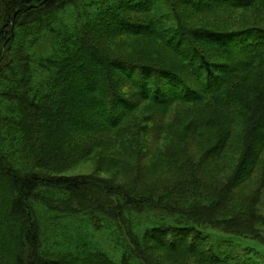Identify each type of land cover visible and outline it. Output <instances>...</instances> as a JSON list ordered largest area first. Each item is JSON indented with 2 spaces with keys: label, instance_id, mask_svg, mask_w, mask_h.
<instances>
[{
  "label": "trees",
  "instance_id": "16d2710c",
  "mask_svg": "<svg viewBox=\"0 0 264 264\" xmlns=\"http://www.w3.org/2000/svg\"><path fill=\"white\" fill-rule=\"evenodd\" d=\"M263 188L264 0H0V264H256Z\"/></svg>",
  "mask_w": 264,
  "mask_h": 264
},
{
  "label": "rangeland",
  "instance_id": "374dc122",
  "mask_svg": "<svg viewBox=\"0 0 264 264\" xmlns=\"http://www.w3.org/2000/svg\"><path fill=\"white\" fill-rule=\"evenodd\" d=\"M168 118H171V116H169ZM99 158H102L101 154L97 153L95 151L89 157L85 158V160L69 166L68 167L69 169L63 171L61 174H65V175H89V174H93L94 171L96 170V167L98 166L97 161ZM131 162H132V160H131ZM129 166H130V162H128V160H126V161L123 160L117 166L115 165L113 167V171L112 170H110L108 172L99 171L97 176L109 177L110 175H112V173L114 174L115 172H118L120 175V179L122 180V179H124V176L121 173H125L126 168H128ZM259 209H260V212L264 215V188H263L262 194L260 196ZM262 230L264 231V226L262 227ZM263 235H264V232H263ZM254 247H256V250H257V252H256L257 256L254 257V261H256V264H264V247H261L258 245H255ZM231 254H236V256H240V254L238 255L237 253H234V252H232ZM242 254L243 253H241V255ZM238 259H240V258H238ZM228 264H244V263L242 261L237 260V261H232L231 263H228ZM245 264H248V262Z\"/></svg>",
  "mask_w": 264,
  "mask_h": 264
},
{
  "label": "bare ground",
  "instance_id": "6f19581e",
  "mask_svg": "<svg viewBox=\"0 0 264 264\" xmlns=\"http://www.w3.org/2000/svg\"><path fill=\"white\" fill-rule=\"evenodd\" d=\"M85 38V37H84ZM125 158V157H124ZM139 159V158H138Z\"/></svg>",
  "mask_w": 264,
  "mask_h": 264
}]
</instances>
